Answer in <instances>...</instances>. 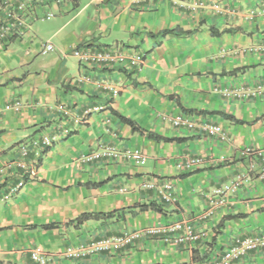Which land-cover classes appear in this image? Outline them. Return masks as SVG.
Instances as JSON below:
<instances>
[{
	"label": "crops",
	"instance_id": "1",
	"mask_svg": "<svg viewBox=\"0 0 264 264\" xmlns=\"http://www.w3.org/2000/svg\"><path fill=\"white\" fill-rule=\"evenodd\" d=\"M263 4L65 0L28 6L24 25L0 47V264H36L30 256L35 246L59 253L69 244L179 219L191 221L205 236L178 245L146 237L132 247L80 259L58 254L47 264H211L234 237L264 231V160L241 154L242 149L264 148V16L244 15ZM88 9L80 35L64 34L57 47L50 40L32 49L30 44L14 61L10 42L45 19V13H52L46 20L54 19L48 25L54 28L51 38L80 21ZM70 11L74 14L65 19ZM166 29L177 33L161 37ZM46 44L52 49L43 51ZM115 47L126 55L143 54L142 65L88 64L72 54L77 48ZM83 76L90 80L80 81ZM99 79L117 86L118 94L97 86ZM225 86L245 94L227 99L220 92ZM251 91L257 96L247 94ZM16 100L18 110L11 107ZM57 104L66 105L72 115L93 106L101 110L90 113L85 123L73 124ZM117 113L162 139L132 131ZM178 113L220 125L226 135L174 128L170 118ZM64 128L70 132L62 133ZM55 133L59 138L50 147L26 155L25 160L35 162L32 173L17 167L25 143ZM109 144L122 151L140 148L146 162L81 161L82 155ZM189 157L199 162L178 169L176 164ZM236 180L237 190L226 193L210 217L200 219L214 190ZM20 181L23 186L5 199ZM165 181L173 185L171 201L159 193ZM149 203L161 211L140 209ZM110 211L112 217L66 223L83 212ZM50 223L56 226L42 227ZM231 264H264V248Z\"/></svg>",
	"mask_w": 264,
	"mask_h": 264
},
{
	"label": "built area",
	"instance_id": "2",
	"mask_svg": "<svg viewBox=\"0 0 264 264\" xmlns=\"http://www.w3.org/2000/svg\"><path fill=\"white\" fill-rule=\"evenodd\" d=\"M65 0H18L15 3H11V0L0 1V47L3 40L14 34L18 29L24 25L23 14L30 5H47L48 3L60 4ZM214 8L218 11L222 9L219 4H214ZM246 12V13H245ZM244 12L247 17L264 16V4L257 7L248 9ZM52 17L51 12L45 13L42 18L48 19ZM52 46L46 44L43 51L51 50ZM72 54L76 56L79 62L88 64H127L131 66H141L144 61V55L139 52H133L128 55L124 54L117 47L106 50H90L75 49ZM79 80H90V77H79ZM97 86H102L104 89L110 91L114 96L118 94L119 88L109 82L106 79L96 80ZM221 95L227 99H235L244 96V92L241 88L225 86L220 90ZM250 96H257L256 91L247 93ZM15 110L20 108V101L16 100L11 106ZM55 108L62 114L64 118H71L73 124H82L87 121V116L92 112H98L101 110L99 106H93L91 109L85 110L83 115H72L70 109L64 104H57ZM2 109H0V112ZM171 125L174 128H187V129H199L209 135H226L225 131L220 125H215L209 122H197L196 119L189 115L178 113L174 114L170 118ZM62 133L68 134L70 131L68 128L61 130ZM60 133L53 135H43L39 139H32L25 143L21 147L22 158L16 162L17 167L23 169L26 172L32 173L35 162L32 160H25L26 155L33 153L38 155L44 148L50 147L56 139L59 138ZM243 156L257 155L264 160V148H246L241 150ZM102 158H125L126 160L137 164L143 165L146 162V155L140 148H131L122 151L116 145H103L99 149L91 150L88 153L81 156L83 162H94ZM199 162V158H186L179 161L176 166L180 170L190 169L194 164ZM24 182L20 181L11 190L10 194L5 196L8 199L11 194L16 193ZM239 180L222 185L220 188L214 190L213 195L208 197V204L205 210L199 214L200 219H206L210 217L215 208L223 203L226 193L233 192L239 187ZM148 186H152L148 184ZM173 185L170 181H165L159 186V193L165 201H171L174 199ZM205 236V233L197 229L194 224L189 220L179 219L168 223L152 224L144 227H139L131 230L121 231L117 234L104 235L97 238H91L88 241H82L77 244L66 245L61 252L54 253L42 249L39 246L32 248L30 256L36 264H47L51 258L55 255H62L67 259H80L88 256H92L98 253L104 252H116L129 247H132L135 242L141 238L157 237L163 239L165 242L171 244H185L187 242L193 243ZM264 248V231L244 235L236 236L233 238L231 246L223 251L216 260L211 264H231L239 258L245 256L249 251Z\"/></svg>",
	"mask_w": 264,
	"mask_h": 264
},
{
	"label": "rangeland",
	"instance_id": "3",
	"mask_svg": "<svg viewBox=\"0 0 264 264\" xmlns=\"http://www.w3.org/2000/svg\"><path fill=\"white\" fill-rule=\"evenodd\" d=\"M89 9L84 13L85 16L83 15V18H81V20L79 21V19H77L76 21L67 24L66 26L63 27L61 34H57L53 37H49L52 32V30L54 28L48 26L51 24L52 20L54 19H50V20H46V19H41L38 22H35L33 24V27L37 30L36 34H34L32 32L30 27L28 29H26V31L23 33V36L21 38H17L15 40H13L12 42H10L9 44V48L11 49V52L13 55H15L14 57V61L16 62L17 58H21V56L24 54L25 51V47H29L30 44L31 45V49L33 47L36 48V44H38V46H40V44H42L43 42H46V40H50L56 47H57V42L59 43V38H62L64 34H67L69 32H73L77 35H80V31L83 28L82 26L84 25L86 18L89 16ZM74 14V12H68L66 14H63V16H66V18H69L70 16H72ZM55 18H59V16H55ZM60 27V25L58 26ZM29 30V32H28ZM28 33V35H27ZM73 60V59H72ZM13 66H15V63H13Z\"/></svg>",
	"mask_w": 264,
	"mask_h": 264
},
{
	"label": "trees",
	"instance_id": "4",
	"mask_svg": "<svg viewBox=\"0 0 264 264\" xmlns=\"http://www.w3.org/2000/svg\"><path fill=\"white\" fill-rule=\"evenodd\" d=\"M172 33H177L175 29H166L163 30L159 35L161 37H165L166 35L172 34ZM185 34L190 33L189 31H185ZM117 115L119 116V118L126 123L127 125L130 126V128L132 129V131H136V132H140V133H146V135L148 137L151 138H155V139H162V137L156 135L155 133L152 132H148L145 131L142 127H140V125H138L134 120L127 118L125 116H122L120 114L117 113ZM166 140L170 141L173 138H165ZM140 209H152L155 211H161V209L154 203H149V204H142L139 206ZM113 212H83L80 215H78L76 218L66 222L67 224L71 223V222H75L77 224L83 223L84 221H87L89 219H100V218H108V217H112ZM56 224L55 223H50V224H45L42 227L49 229V228H53L55 227Z\"/></svg>",
	"mask_w": 264,
	"mask_h": 264
}]
</instances>
